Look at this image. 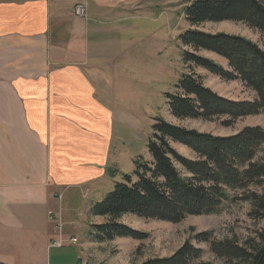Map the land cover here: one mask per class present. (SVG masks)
Listing matches in <instances>:
<instances>
[{
  "label": "crops",
  "instance_id": "0c3cea01",
  "mask_svg": "<svg viewBox=\"0 0 264 264\" xmlns=\"http://www.w3.org/2000/svg\"><path fill=\"white\" fill-rule=\"evenodd\" d=\"M77 2L85 17L75 16ZM88 3L98 7L92 16ZM125 7L0 0V264H62L51 251L55 233L65 232L49 213L61 220L67 190L84 185L85 196L89 183L118 171L128 142V116L117 104L118 54L112 41L88 34L109 30L106 19ZM95 249L104 247L78 246L73 264H88Z\"/></svg>",
  "mask_w": 264,
  "mask_h": 264
},
{
  "label": "trees",
  "instance_id": "16d2710c",
  "mask_svg": "<svg viewBox=\"0 0 264 264\" xmlns=\"http://www.w3.org/2000/svg\"><path fill=\"white\" fill-rule=\"evenodd\" d=\"M189 25L239 22L264 38V0H191L184 8ZM183 68L194 67L223 81H239L254 93L250 100H231L204 85L201 77L185 71L166 93L169 113L176 119L219 120L225 127L238 119L264 114V48L251 39L224 32L209 33L188 28L179 35ZM206 51L224 64L201 55ZM187 70V69H186ZM149 160L137 157L131 175L125 174L103 200L92 205L93 215L107 217L92 224L96 242L117 237L145 240L146 232L116 219L133 214L149 220L178 223L189 215H210L233 201L230 191L241 193L250 203L248 215L263 223L244 244L216 240L212 231L194 232L168 257L140 264H192L204 250L192 242L205 243L218 258L245 264H264V128L244 126L234 134L220 136L199 132L156 118L151 126ZM186 146L188 158L171 146Z\"/></svg>",
  "mask_w": 264,
  "mask_h": 264
},
{
  "label": "rangeland",
  "instance_id": "374dc122",
  "mask_svg": "<svg viewBox=\"0 0 264 264\" xmlns=\"http://www.w3.org/2000/svg\"><path fill=\"white\" fill-rule=\"evenodd\" d=\"M112 1L117 5L126 6L124 15L115 14L106 19L111 21L110 29L94 35L88 34V37H93L98 42L112 41V51L118 54L116 60H113L116 63L120 86L117 104L128 116V128L123 134L128 138V142L117 155V172L108 174L102 183H89L88 186L92 190L85 196L82 195L84 185L69 189L64 194L60 201L61 233L64 231L68 235L64 233L62 238L73 236L76 242L53 246L52 260L56 258L62 264H73L72 253L74 254L81 244H86L90 247H104L102 251L95 249L90 252L91 256L86 257L88 264H140L146 259L172 255L190 235L204 230L212 231L216 240L231 239L238 244H244L248 238L255 235V231L261 228L263 223L248 215L251 205L240 200L238 197L241 193L237 191H230L235 198L225 204L219 213L189 215L178 223L143 219L133 214H124L116 219L120 223L146 232L148 238L145 240L117 237L107 242L94 241L91 225L103 223L108 218L93 215L92 205L103 200L114 184L123 180L125 174H132L137 157L150 159L147 143L156 118L220 136L234 134L244 126L259 125L264 128V114L240 118L229 127L220 124L219 120H179L169 113L166 99V93H173L179 78L189 70H194L204 85L223 97L231 100L252 99L254 93L239 81H223L200 68L184 69L179 35L192 27L209 33L239 35L259 43L264 48V38L257 31L242 23L229 21L189 25L184 17V8L191 0ZM88 4L87 16H92L91 12L98 10V7L92 3ZM105 10L113 11L108 8ZM199 53L224 64L220 57L209 52ZM170 144L182 155L195 158V154L186 146L175 142ZM59 237L55 233V239ZM192 243L204 250L202 257L194 260L192 264H245L214 256L205 243Z\"/></svg>",
  "mask_w": 264,
  "mask_h": 264
},
{
  "label": "built area",
  "instance_id": "2783aa9c",
  "mask_svg": "<svg viewBox=\"0 0 264 264\" xmlns=\"http://www.w3.org/2000/svg\"><path fill=\"white\" fill-rule=\"evenodd\" d=\"M74 14L77 17H85L86 16L85 5H83L82 3L75 4V6H74ZM49 218H50V220H52L54 222L55 229L58 232L59 231L61 232V229H62L61 220L59 218L55 217V215L53 213H49ZM68 242L74 243V238L70 237L69 239H65V238H62V236H60L58 239H55L52 242V245L53 246H60V245H63L64 243H68ZM82 264H85L84 260H83Z\"/></svg>",
  "mask_w": 264,
  "mask_h": 264
},
{
  "label": "bare ground",
  "instance_id": "6f19581e",
  "mask_svg": "<svg viewBox=\"0 0 264 264\" xmlns=\"http://www.w3.org/2000/svg\"><path fill=\"white\" fill-rule=\"evenodd\" d=\"M216 55V54H215ZM180 145V144H179ZM74 241H75V239H74Z\"/></svg>",
  "mask_w": 264,
  "mask_h": 264
}]
</instances>
